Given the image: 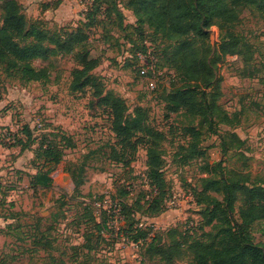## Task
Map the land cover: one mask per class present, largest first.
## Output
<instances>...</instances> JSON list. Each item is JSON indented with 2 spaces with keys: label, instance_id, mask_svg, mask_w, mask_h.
Returning <instances> with one entry per match:
<instances>
[{
  "label": "rangeland",
  "instance_id": "1",
  "mask_svg": "<svg viewBox=\"0 0 264 264\" xmlns=\"http://www.w3.org/2000/svg\"><path fill=\"white\" fill-rule=\"evenodd\" d=\"M20 1L30 17L39 15L52 28L76 27L65 0ZM128 1L102 0L104 7L86 42L71 53L35 60L36 67L49 71L46 81L14 77L0 64V264H147L138 260V249L124 238L126 220L116 210L123 199L133 203L147 191L141 175H147V146L139 143L135 155L128 147L122 149L111 131L106 110L96 99L93 105L90 103L93 97L89 92L73 91L72 74L80 66L79 52L87 51L98 59L95 74L101 77L105 92L124 98L129 113L136 107L146 109L148 124L162 133V170L175 203L161 215L148 218L157 228L154 232L204 225L203 239L213 231L203 224L194 202V192L203 194L205 177L246 180L248 184L264 182V138H260L264 132V20L251 9L244 10L236 32L248 45L242 56L228 55L217 62L220 89L207 98L208 103L215 101L221 106L230 120L222 121L216 113L207 119L185 108L168 110L166 95L149 89L147 80L137 75L133 65L122 64L121 57L132 44L161 47L152 29L135 24V16L126 8ZM2 14L0 1V25ZM61 17L59 22L54 21ZM209 41L214 48L218 46L217 26L211 27ZM172 52L170 47L169 64L173 63ZM171 71L161 69L156 84L160 89L169 88L173 82ZM210 120L222 122L211 127ZM191 126L200 129L198 140L193 139ZM231 129L244 136L246 143L241 149H236ZM194 144L203 154L192 152ZM111 145L129 159L123 162L111 158ZM48 148L52 150L50 156L45 155ZM59 154L60 162L52 171L53 186L30 188L32 175L46 169L49 160ZM73 175L76 181H82L78 187ZM208 193L222 199L221 194ZM105 200L111 214V232L99 238L94 230L101 217L94 214L98 208L93 205ZM242 205L240 195L235 203L237 216ZM85 231L91 253L78 248L85 242ZM251 234L255 243L264 246V220L251 226ZM175 238L177 235L162 238L160 248L168 250L167 256L172 258L169 264H192V253L178 251Z\"/></svg>",
  "mask_w": 264,
  "mask_h": 264
},
{
  "label": "trees",
  "instance_id": "2",
  "mask_svg": "<svg viewBox=\"0 0 264 264\" xmlns=\"http://www.w3.org/2000/svg\"><path fill=\"white\" fill-rule=\"evenodd\" d=\"M0 1L3 13L0 41L5 42V45L0 43V64L12 76L17 75L28 81L48 80L49 71L36 67L33 62L56 56L58 53H71L76 46L86 42L89 29L104 7L102 0H95L94 8L89 12L86 21H79L76 27L64 25L52 28L46 19L40 16L30 17L20 0ZM126 6L135 16V24L139 27L148 26L160 40L161 47L154 48L159 53V68L167 67L174 74L169 88L162 86L160 89L156 85L153 90H160L166 95L168 110L175 112L185 108L191 114L203 115L207 119L216 113L221 116L222 121H229L228 114L221 106L215 101H207L215 90L220 89L221 78H217L216 64L228 55H243L244 47L248 43L236 32V28L245 9H251L264 20V0H129ZM213 26H217L220 31V41L216 48L209 41ZM147 46L146 43L141 46L132 44L127 49L135 52L137 49L144 50ZM170 47L173 49L172 64L168 63L167 58ZM77 60L80 66L72 74L73 91L89 92L93 97L90 103L96 99V103L106 110L111 131L122 149L128 147L131 155H135L139 143L147 146V176L151 185L157 188V194L148 198V192L145 191L136 202L125 199L119 202L121 214L126 220L122 231L132 241L143 240L140 254L144 261L147 264H169L172 258L167 256L168 250L160 248L163 245L162 238L166 235H177L174 240L176 249L183 253H192V264H264V246L255 243L251 234V226L264 220V182L261 180L248 184L246 180L228 181L211 176L203 178L205 188L203 194L194 192L195 205L200 210L203 224L211 226L213 231L208 232L202 239L204 225L190 230L174 227L164 232H156L155 237L148 241L152 228L138 227L140 218L137 215L146 218L161 215L166 209L165 202L172 197L162 170V133L148 124L146 109L136 107L133 113H129L124 98L105 92L101 77L95 74L99 65L97 58L83 51L77 54ZM136 64L134 60L123 65H133L139 76ZM219 122L210 120V125L213 127ZM189 131L194 140L199 139V128L191 126ZM229 134L236 139L237 150L246 143L236 130L231 129ZM51 151L48 148L45 155L50 156ZM192 152L196 156L203 154L198 144L193 145ZM110 156L115 161L124 162L129 159L124 151H118L112 145ZM59 157L60 154L56 155L53 160H49L46 169L32 175L30 188L47 189L53 186L52 171L60 162ZM209 167L207 164L206 168ZM73 177L78 187L82 181H76V176ZM209 190L221 194L222 199L209 194ZM240 195L243 205L237 216L235 203ZM94 212L95 215L98 214L97 211ZM99 216L101 220L96 222L94 233L99 238H105L104 234L111 232L108 227L111 214L101 210ZM87 234L86 231L83 233L85 242L78 248H87L91 253L92 248L87 245Z\"/></svg>",
  "mask_w": 264,
  "mask_h": 264
},
{
  "label": "built area",
  "instance_id": "3",
  "mask_svg": "<svg viewBox=\"0 0 264 264\" xmlns=\"http://www.w3.org/2000/svg\"><path fill=\"white\" fill-rule=\"evenodd\" d=\"M69 2L70 7H72V11L74 15L73 18V26H76L79 21H86L87 16L90 11L94 8L95 0H65ZM158 55L159 53H156L154 47L147 46L144 50L137 49L135 52H132L130 49H126L121 57L122 64L126 63L127 61H134L136 60V68L139 72V76L148 82V87L151 90H154L157 84V81L159 80V76L161 75V69L159 68L157 62H158ZM11 135V134H10ZM12 135L8 138V141H12ZM147 169V166H146ZM142 178L144 180V183L146 184L148 198H151L157 194V188L153 185H151L148 176L145 173H142ZM191 195V194H190ZM192 201H194V197L191 195ZM172 198V197H171ZM169 198L166 202V208L170 207L175 203L173 199ZM195 202V201H194ZM107 203V200L103 203H95V208H98V215H100L101 210H106L109 213L108 208H105V204ZM196 204V202H195ZM102 207V208H101ZM116 210L118 211V214H121L120 205L116 206ZM146 220H139V223L137 224L138 227L143 228L146 226H150L152 228V231L150 235L148 236V241H151L155 237L154 231H157L156 226L154 223L149 222L148 218H144ZM109 224V223H108ZM110 228V225H108ZM105 232V231H104ZM127 243H129L132 247L135 249H138V260L140 262L144 261V258L140 254V248L143 244V240H138L137 242L132 241L129 239L128 236H125ZM145 262V261H144Z\"/></svg>",
  "mask_w": 264,
  "mask_h": 264
},
{
  "label": "crops",
  "instance_id": "4",
  "mask_svg": "<svg viewBox=\"0 0 264 264\" xmlns=\"http://www.w3.org/2000/svg\"><path fill=\"white\" fill-rule=\"evenodd\" d=\"M33 1V0H32ZM31 1V2H32ZM35 5L33 4L32 6H31V8H33ZM47 7V5L46 6H44V8H46ZM72 8V7H71ZM72 13H73V11H72ZM67 14H69L68 13V11H67ZM73 15H74V13H73ZM39 15H37L36 17H38ZM66 17H67V15H66ZM63 17H61V18H56V20H54V21H56V22H59L61 19H62ZM59 20V21H58ZM259 117V116H258ZM236 132H237V134L243 139V140H245V138H244V136H242L239 132H238V130H236ZM260 138H261V140H262V138H264V132L263 133H261V135H260Z\"/></svg>",
  "mask_w": 264,
  "mask_h": 264
}]
</instances>
